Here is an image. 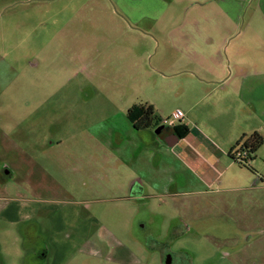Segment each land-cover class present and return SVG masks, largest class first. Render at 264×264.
<instances>
[{"label": "rangeland", "instance_id": "1", "mask_svg": "<svg viewBox=\"0 0 264 264\" xmlns=\"http://www.w3.org/2000/svg\"><path fill=\"white\" fill-rule=\"evenodd\" d=\"M205 18L210 38L198 39L192 21ZM201 66L231 87L228 100L209 88L197 126H228L221 106L233 103L235 134L256 126L264 141V0H0V205L15 199L18 213L17 252L0 259L25 264L39 225L51 252L53 238L65 246L64 264H264V144L251 169L234 162L203 181L160 145L164 133L126 116L152 105L169 127L184 107L178 70ZM244 76L257 82L247 108ZM135 150L158 172L132 185Z\"/></svg>", "mask_w": 264, "mask_h": 264}, {"label": "crops", "instance_id": "2", "mask_svg": "<svg viewBox=\"0 0 264 264\" xmlns=\"http://www.w3.org/2000/svg\"><path fill=\"white\" fill-rule=\"evenodd\" d=\"M205 3L207 2H202V3L192 2L193 5H196V7H200V8H203ZM192 24L197 25V27L195 28L196 30L195 37H197L198 39L201 36L203 38L205 37V39L210 38L208 33L201 32L202 35L199 36L200 33L198 32L199 28L204 27L203 25L209 26L210 21L208 18H205L204 20L201 19V23L198 22V19H193ZM199 24H201V26H199ZM183 36H185V34L181 35V37ZM193 39L195 40V38ZM225 39L226 37L224 38L223 41L221 34L218 36V40L222 41V45L220 49L222 48ZM199 68H201L202 70L201 72L204 75H206V77L207 75L208 76L212 75L210 71L206 69L204 66H201ZM178 72L179 75L185 76L187 78L181 83L185 89V92L182 94L181 97V99H183L182 104L184 105V107H181L180 109L176 110V111H181L184 117L180 121H178V126L175 127V129L172 128L171 132L168 135L165 134L163 140L159 139L158 141L160 145L162 144L164 148H167L166 150L172 154V159L175 160V162L178 163L182 168L187 170L189 174L193 176H196L195 174H197L198 177L201 178L203 181L209 180L210 177L219 178L220 180L221 178L224 177L227 171L231 170L234 167L235 163L231 159L230 153L234 148V146L236 145V143L241 139V137L243 135H246V134L241 135L240 133H237V130L235 134L234 125L238 124L236 123V119L238 118H235L233 113L235 111L234 106L237 107V104L234 105L233 103H230L229 106L226 104L221 106L223 108L222 116L225 118L229 117L231 118V120L228 126L218 125L215 128L210 125V127L205 126L204 128L200 129L197 126L200 125L197 123L201 122L199 120L200 110H198V108L200 107V104L203 103V100L208 97L209 92L211 91L209 90V88L211 87L214 91L223 94V99L228 100L229 99L227 96L228 93L226 92L231 87L230 86L231 79H225L224 76H221L220 78H214V77L205 78V76L204 77L202 76L203 74L198 75V73L193 69L185 68V67L178 70ZM194 73H197L196 77H199L198 79L194 76ZM255 80L256 79H249V77L244 76V78L241 79L240 82V87L242 88L247 87V89L245 90L244 94L241 92V95L239 96L241 97V99L238 100V103H241L246 108L250 107L253 101H256L253 97L254 96L253 86L257 84ZM201 111L204 113V111H206V108L202 107ZM260 116L261 117L264 116V111L261 112ZM251 121L250 119H248V122L246 123H251ZM164 124L165 123L162 122L161 120L157 121L158 127L163 126ZM240 124L245 125L244 122H240ZM255 124H256V120L252 122V125ZM152 128L154 129V127H149L147 129H143L139 131L144 132V134L146 135L148 134V132H151L153 130ZM246 131H248V136L254 132L256 133L259 132L256 126L253 127L250 126V129L247 128V130H243L242 133H246ZM259 133L260 135H262L261 132ZM161 134L162 133H160L159 135ZM142 143L145 145L144 142ZM138 145H134V146H138L141 152H142L141 148H146L150 150L149 147H144L143 145H142L143 147H140L139 143ZM136 153L137 152L135 150L132 153V155L128 158L129 159L128 166L130 168V171L132 173L135 172L134 178H131L132 185L136 183V179H137L136 177L143 176L142 174L144 172H148L147 174L150 178H154V174L158 172V170H156V166H153L151 163H147L144 166L145 168L144 170L143 166H141L137 161L139 157L136 156ZM137 154L140 155L139 152ZM6 175H8L7 172ZM152 182H156V180L154 179L152 180ZM16 206L17 203L15 199L0 205V219L5 223L4 224L6 226L5 231L9 233L6 235L7 239H4L3 241L0 240L1 249H3V247L10 249V253L7 254L6 256L10 254H15L18 248V243L16 242L17 239L16 238L12 239L15 230L14 224L18 222L17 220L18 213L17 210L15 209ZM25 218L28 219V215H26ZM72 228L73 231L77 232L78 227L76 225L72 226ZM27 232H29L28 229ZM67 240H70V237ZM58 242L59 241L53 238V240L51 241V246L54 248V251L51 252L48 246L42 244V240H41V243L38 245V251L32 253L30 257H27L28 259L25 264H45V261L47 260L46 258L51 259V264H64L65 260H67V257L66 256L64 257L63 248L65 246L59 247L60 244ZM62 244L63 245L67 244V242L64 240L62 241ZM75 250L76 249L73 248V251ZM114 251L117 252L118 247L115 248ZM18 256L19 254L15 255L16 258ZM121 260L122 257H119L117 261H112L110 259L109 263L119 262V264H123ZM0 264H9L8 258L7 261L6 259L4 260L0 259Z\"/></svg>", "mask_w": 264, "mask_h": 264}, {"label": "trees", "instance_id": "3", "mask_svg": "<svg viewBox=\"0 0 264 264\" xmlns=\"http://www.w3.org/2000/svg\"><path fill=\"white\" fill-rule=\"evenodd\" d=\"M127 119L132 124L133 129L139 131L149 127H156L157 121L152 106H133L126 113ZM264 141L260 134L254 132L249 136L243 135L236 143V147L247 149L251 155V160L254 154L263 146ZM232 159V158H231ZM233 160V159H232ZM246 167V166H244ZM251 169V167H246Z\"/></svg>", "mask_w": 264, "mask_h": 264}, {"label": "built area", "instance_id": "4", "mask_svg": "<svg viewBox=\"0 0 264 264\" xmlns=\"http://www.w3.org/2000/svg\"><path fill=\"white\" fill-rule=\"evenodd\" d=\"M183 113L181 111H176L171 121L168 122V126L172 127L175 124V121H180L183 118ZM230 157L239 165L251 167V155L247 149H243L241 147H237L233 149L230 153Z\"/></svg>", "mask_w": 264, "mask_h": 264}, {"label": "flooded vegetation", "instance_id": "5", "mask_svg": "<svg viewBox=\"0 0 264 264\" xmlns=\"http://www.w3.org/2000/svg\"><path fill=\"white\" fill-rule=\"evenodd\" d=\"M158 126H156V127H154V129L155 128H157ZM166 127V126H165ZM170 127V126H169ZM171 127H170V129L168 130V131H161V133L163 134H169L170 132H171ZM39 225H37L36 227H35V225H28V231H29V234H30V240H31V243L32 244H40L41 243V239H40V237H39V235H35L34 233H35V230H38L37 229V227H38ZM38 246V245H37ZM167 258V259H166ZM170 258H169V255L167 256V257H164L163 258V261H162V264H171L170 263V260H169Z\"/></svg>", "mask_w": 264, "mask_h": 264}, {"label": "water", "instance_id": "6", "mask_svg": "<svg viewBox=\"0 0 264 264\" xmlns=\"http://www.w3.org/2000/svg\"><path fill=\"white\" fill-rule=\"evenodd\" d=\"M170 129V127H165V126H159V127H157V129H156V131H155V133L157 134V135H159L160 133H161V131H168Z\"/></svg>", "mask_w": 264, "mask_h": 264}]
</instances>
